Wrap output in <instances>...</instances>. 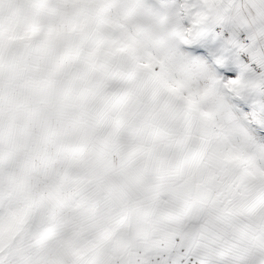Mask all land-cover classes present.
I'll return each instance as SVG.
<instances>
[{"label": "snow or ice", "instance_id": "6c2138e0", "mask_svg": "<svg viewBox=\"0 0 264 264\" xmlns=\"http://www.w3.org/2000/svg\"><path fill=\"white\" fill-rule=\"evenodd\" d=\"M0 264H264V0H0Z\"/></svg>", "mask_w": 264, "mask_h": 264}]
</instances>
